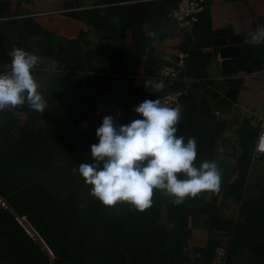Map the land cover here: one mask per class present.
<instances>
[{"label":"crops","instance_id":"obj_1","mask_svg":"<svg viewBox=\"0 0 264 264\" xmlns=\"http://www.w3.org/2000/svg\"><path fill=\"white\" fill-rule=\"evenodd\" d=\"M177 1L0 0L1 10L10 13L9 17L0 18V71L6 70L10 51H29L27 45L37 40L25 31V24L32 21L28 29L36 30L37 26L51 35L64 53L62 65L56 58L46 57L43 69L32 72L46 104L44 112L34 119L32 132L52 128L47 111L55 102L69 116L68 122L83 118L77 125L79 133L97 129L104 115H112L117 126L138 118L134 106L151 99L150 93L157 95L167 88L163 82L165 86L160 92L151 90L153 83L160 82L155 77L156 70L180 53L182 33L196 43L199 41L211 55L201 77L182 80L198 107L195 120L205 123L211 131L221 130L217 157L234 168L240 157L236 132L242 121L248 119L258 137L253 123L264 118L261 71L249 73V62L242 61L245 50L251 49L255 59H264V43L250 41L251 32L264 25V0H206L200 21L192 31H182L171 16ZM72 13H78L80 18L71 16ZM135 17L142 20L141 25L127 23ZM28 19L29 23L25 21ZM106 20L110 23L105 26ZM225 35L235 38L236 46H241L238 74H223L221 59L215 55V41ZM137 43L144 50L138 64H123L122 46L132 50ZM148 50L152 51L150 56ZM101 80L114 84V91H98L95 81ZM231 89L238 91L235 101L229 95ZM124 103L131 109L125 110ZM28 117L17 106L0 110V152L15 141L23 145L32 136L26 130ZM221 175H231L232 181H221L218 192L207 191L205 205L195 207L190 214L189 237L184 244L187 256L177 264H209L219 245L230 249L227 264H264V156L252 158L242 194L241 186L234 188L233 184L242 175L240 171L222 170ZM154 192H158L160 198L155 197L163 205L167 200L163 192Z\"/></svg>","mask_w":264,"mask_h":264},{"label":"trees","instance_id":"obj_2","mask_svg":"<svg viewBox=\"0 0 264 264\" xmlns=\"http://www.w3.org/2000/svg\"><path fill=\"white\" fill-rule=\"evenodd\" d=\"M2 6L3 4L0 5V18L9 17L10 13L1 10ZM71 16L80 18L78 13H72ZM25 21L29 23L31 20ZM131 21L138 25L142 22L135 17V20L127 23H132ZM108 23L110 22L104 21L105 26ZM30 24H25V31L29 36H36L37 40L33 44L25 42L29 51L44 59L54 57L62 65L61 56L64 53L56 47L57 40L37 26L36 30L30 31ZM122 48L121 62H130L136 66L143 55V48L139 43L132 50L126 45ZM180 51L189 54L181 77H201L211 62V55L204 51V46L185 34ZM146 53L150 56L152 51L148 50ZM243 60L249 62V73L264 70V59H255L252 49L250 52L245 50ZM95 82L100 92H113L115 89V85L108 80ZM185 89L186 82L180 79L167 82L165 91ZM230 92L231 100L235 101L238 91L231 89ZM157 95L150 93L151 99H156ZM118 97L122 102V96ZM124 104L125 110L131 109L129 104ZM182 104L178 134L195 138L197 157L194 164L214 160L220 172L231 169L240 171L242 175L233 184L234 188L241 186L242 194V187L252 164L257 130L248 119L242 121L236 132V151L240 157L233 168L217 157L221 130L211 131L205 123L195 120L198 107L191 94L182 99ZM17 108L29 115L26 130L32 132L37 114L27 102ZM47 113L51 114L52 128L32 132V136L27 137L23 145L15 141L8 145V149L0 152V193L19 214L29 217L54 256H50L41 244L23 231L11 212L0 208V264L182 262L187 256L184 247L189 237L187 216L195 207L205 205L204 196L207 191L195 198L186 197L181 204H175L172 197L163 193L167 200L160 205L153 194L152 205L143 211L128 202L106 206L90 193L91 186L85 183V178L79 173L81 163L93 162L90 149L92 144L98 143L96 129L79 133L77 125L83 118H73L68 122L69 116L63 114L61 106L56 102ZM221 181L231 183L232 176L221 175Z\"/></svg>","mask_w":264,"mask_h":264},{"label":"clouds","instance_id":"obj_3","mask_svg":"<svg viewBox=\"0 0 264 264\" xmlns=\"http://www.w3.org/2000/svg\"><path fill=\"white\" fill-rule=\"evenodd\" d=\"M253 44L264 43V25L250 34ZM6 70L0 71V110L27 102L37 115L46 104L38 91L32 69L39 57L23 48H14ZM162 81L152 84L156 93ZM138 118L116 125L112 115H104L96 129L98 143L91 145L93 162L81 163L79 173L90 185V193L106 206L128 202L143 211L152 203L154 189L173 198L175 204L204 191H219L221 172L214 160L194 164L195 138L178 134L179 109L145 99L133 109ZM179 174V175H178Z\"/></svg>","mask_w":264,"mask_h":264},{"label":"built area","instance_id":"obj_4","mask_svg":"<svg viewBox=\"0 0 264 264\" xmlns=\"http://www.w3.org/2000/svg\"><path fill=\"white\" fill-rule=\"evenodd\" d=\"M206 0H178L176 7L171 11V16L176 21L177 25L182 31H192L196 24L200 21V14L204 10ZM38 56V55H37ZM39 57L38 64L31 70L32 72L43 69L46 59ZM189 54L181 52L176 58L171 59L168 63L161 66L155 73V77L162 82L182 80L181 74L185 71L187 66V59ZM261 78L264 81V70L261 71ZM188 95L187 90H174L160 92L158 98L161 104L179 109H183L182 99ZM264 95V92H263ZM219 114V113H217ZM258 129L257 143L255 146L253 158L262 159L264 156V118H258V122L253 123ZM0 208L4 211H9L15 217V220L23 229V231L32 239L36 240L43 249L50 255L54 256L51 248L46 243L44 238L35 228L29 217L19 214L9 201L0 193ZM229 247L226 245H219L216 247L209 264H227L229 258Z\"/></svg>","mask_w":264,"mask_h":264},{"label":"water","instance_id":"obj_5","mask_svg":"<svg viewBox=\"0 0 264 264\" xmlns=\"http://www.w3.org/2000/svg\"><path fill=\"white\" fill-rule=\"evenodd\" d=\"M182 39L184 35L179 34ZM233 37L224 36L215 41V55L219 56L221 59V66L223 74H238L240 68V58H241V46H236V41Z\"/></svg>","mask_w":264,"mask_h":264},{"label":"rangeland","instance_id":"obj_6","mask_svg":"<svg viewBox=\"0 0 264 264\" xmlns=\"http://www.w3.org/2000/svg\"><path fill=\"white\" fill-rule=\"evenodd\" d=\"M234 84H239V82H235ZM158 193V192H157ZM156 192H154V194H155V196L157 197V198H160L159 196V194H157ZM205 195H206V193H205ZM160 201V200H159ZM190 218V215H188L187 216V221H188V219Z\"/></svg>","mask_w":264,"mask_h":264}]
</instances>
